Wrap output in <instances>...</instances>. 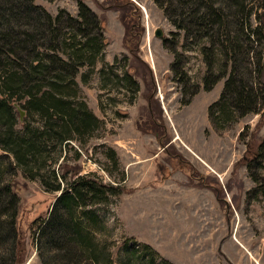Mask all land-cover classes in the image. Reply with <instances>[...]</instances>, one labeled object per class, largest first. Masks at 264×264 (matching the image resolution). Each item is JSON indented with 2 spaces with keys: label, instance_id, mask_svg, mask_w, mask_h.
<instances>
[{
  "label": "rangeland",
  "instance_id": "1",
  "mask_svg": "<svg viewBox=\"0 0 264 264\" xmlns=\"http://www.w3.org/2000/svg\"><path fill=\"white\" fill-rule=\"evenodd\" d=\"M81 2L97 15L96 27L79 17ZM32 4L36 19H10L16 33L33 28L40 45L54 46L55 33H66L71 54L73 42L103 33L107 44L97 63L81 66L68 91V100L85 102L99 126L49 146L46 170L35 178L0 147V264H66L69 251L48 242L56 228L44 235L46 245L41 232L69 182L86 174L118 189L79 206L96 217L90 233L98 264H236V248L264 264V104L241 115L224 95L229 78L264 91V0L246 2L244 19L255 35L240 33V16H233L238 7L228 0L213 6L229 22L218 32V26L200 29L193 18L180 19L177 0ZM199 10L211 13L205 5ZM2 20L0 8L1 32ZM226 33L237 56L224 52ZM27 113L30 127L40 124L35 111ZM17 118L22 123L19 110ZM68 167L79 175L64 179ZM54 173L58 190L46 184H54Z\"/></svg>",
  "mask_w": 264,
  "mask_h": 264
},
{
  "label": "trees",
  "instance_id": "2",
  "mask_svg": "<svg viewBox=\"0 0 264 264\" xmlns=\"http://www.w3.org/2000/svg\"><path fill=\"white\" fill-rule=\"evenodd\" d=\"M32 1L3 0V3L0 4L1 10L3 9L2 21L3 29H5L3 32L0 31V147L12 154L19 166L29 172L32 178H35L37 175L43 176L40 174L42 169L46 170L45 164L49 159L47 155L51 152L49 146L50 148L52 144L61 146L66 141L73 139L74 136H84L99 126L98 119L85 102L76 106L68 100V91L70 90L69 82L77 84L75 78L80 67L85 64L94 66L107 43L102 32L98 31L99 34L96 33L95 37L86 34V38L71 44L70 50L73 52L68 54L66 33L65 36L55 33L54 40L58 43L48 47L39 44L37 33L33 28H31L33 30L24 28L16 33V26L11 24L10 18L23 15L28 19L31 16L36 19L38 15L32 14L38 12V7L34 6ZM177 1L180 8L175 9V12L180 11V19L193 18L192 21L196 22L197 26H201L200 29L213 30L215 26H218V32L223 27L226 29L229 23L227 19H223L224 14L221 8L220 11L214 9L215 0ZM228 1L232 8L238 7V10L235 8L233 16H240L237 21V25H240V33H245L248 30L249 33L250 31L254 32L253 35H255L256 30H252L251 25H247L250 24L249 17L246 16V20L244 19V14H247V0ZM188 5L190 6L188 7ZM202 5L208 6L211 13L202 14L199 12V7ZM187 7L189 10L185 12ZM78 15L85 22L94 24L93 26L96 27L97 15L83 2L80 3ZM39 16L42 18L41 15ZM46 17L52 26V17L50 15H46ZM56 20L60 21V17L58 16ZM83 20L80 24L84 23ZM179 26L190 29L189 26L180 23ZM226 36L230 45L225 47L224 52L228 55L233 51L237 56L236 42L230 33H226ZM58 38L62 40H58ZM257 38L255 42H261V38ZM100 41H103L102 46L99 45ZM41 48H45V50L42 51ZM57 50L68 54L67 59L61 53L57 54ZM53 53L57 55L52 56ZM235 56L232 55L229 59L235 58ZM235 83L236 78L235 80L234 78L228 79L225 87L228 93L225 92L224 95L231 96L229 99L231 105L241 115L256 111L259 105L264 104L262 89L258 90L259 88H257L255 91L252 86H237ZM16 103L29 114L31 111H35L40 117V124L30 127L27 117L20 123L17 118ZM218 106L219 104H217ZM225 112L227 116L229 112L227 113L226 109ZM260 144V146H264V142ZM255 151L257 150L255 149ZM254 156L256 157L257 154ZM78 172V170L68 167L62 177L67 180L66 173L78 176ZM46 184L50 190L61 188L55 173L54 184L51 185L47 182ZM63 191L51 217L44 225L41 241L45 243L44 235H47V230L50 227H55L57 232L51 236L48 242L56 248L69 251V259L66 257V264H81L82 258L91 264H98V246L93 243L90 233L91 223L96 221V217L92 211L86 209L78 211L79 206L100 202L103 197L108 199L109 195L116 193L118 189L112 185H105L86 174L79 175L70 181L68 187ZM58 231L64 235H57Z\"/></svg>",
  "mask_w": 264,
  "mask_h": 264
},
{
  "label": "crops",
  "instance_id": "3",
  "mask_svg": "<svg viewBox=\"0 0 264 264\" xmlns=\"http://www.w3.org/2000/svg\"><path fill=\"white\" fill-rule=\"evenodd\" d=\"M247 251H245L243 248H236L235 251V258H236V264L239 263L240 259H243L247 264H256L253 259L247 255Z\"/></svg>",
  "mask_w": 264,
  "mask_h": 264
},
{
  "label": "water",
  "instance_id": "4",
  "mask_svg": "<svg viewBox=\"0 0 264 264\" xmlns=\"http://www.w3.org/2000/svg\"><path fill=\"white\" fill-rule=\"evenodd\" d=\"M155 35L162 38L163 35H164V32L161 28H157V30L155 31ZM16 106L20 112V115H21V120H23V117H24V114H25V111L23 109H21V107L16 103Z\"/></svg>",
  "mask_w": 264,
  "mask_h": 264
},
{
  "label": "bare ground",
  "instance_id": "5",
  "mask_svg": "<svg viewBox=\"0 0 264 264\" xmlns=\"http://www.w3.org/2000/svg\"><path fill=\"white\" fill-rule=\"evenodd\" d=\"M137 1V0H136Z\"/></svg>",
  "mask_w": 264,
  "mask_h": 264
}]
</instances>
